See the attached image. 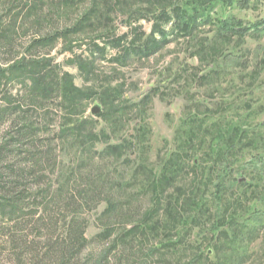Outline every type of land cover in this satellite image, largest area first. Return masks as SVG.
<instances>
[{"label":"rangeland","instance_id":"374dc122","mask_svg":"<svg viewBox=\"0 0 264 264\" xmlns=\"http://www.w3.org/2000/svg\"><path fill=\"white\" fill-rule=\"evenodd\" d=\"M57 2L0 0L1 22L20 13L12 48L5 50L0 45V63L30 52L50 61L48 67L58 78L71 76L77 88L122 87L126 101L121 106L114 101L113 106L101 109L100 115L90 113L93 106L99 105L97 101L88 103L83 116L91 120L97 136V141L88 146L81 144L83 139L76 141L77 136L63 139L59 135L61 114L51 98L40 108L33 107L26 100L27 89L20 80L3 86L0 109L15 105L20 108L8 112L0 122V149L4 147L0 151V194H21L23 208L31 210L33 216L20 220L16 230L13 223L4 222L8 236L15 238V246L8 244L6 236L1 237L0 264H159L157 257L144 260L148 251L140 248L157 242L151 237L140 244L137 240L117 239L151 207L153 177L162 171L172 149L190 135V162L195 159L196 180L202 179L196 187L209 200L210 211L214 210L210 194L213 196L215 191V175H221L225 166L231 170L225 185L231 178L235 184L223 191L222 200L235 195L243 199L240 215L244 221L234 222L218 240L226 242L231 233H236L233 246L240 249L216 253L210 248L209 256L214 261L217 254L231 264H264V32L222 40L216 25H208L191 38L169 37L166 45L146 59H129L123 65L112 61L116 51L110 47L103 55L96 54L94 60L87 39H78L71 49L57 41L46 48L26 51L31 41L74 23V12L70 13L68 7L55 10ZM25 3L39 9L26 13ZM121 13L113 11L108 38L98 39L95 44L104 47L107 40L129 31ZM263 16L264 3H253L246 10L232 8L226 14L244 27ZM132 24L146 34L150 31L148 19L135 17ZM79 60L82 66L94 62L90 75L86 74L89 69L77 64ZM26 85L29 87L28 81ZM4 96H9L12 105ZM194 115L205 118L204 122L197 123L196 118L190 125L187 119ZM234 123L245 129L241 146L220 151L221 145L230 143ZM140 132L144 133L143 139L136 137ZM212 139L218 142L213 143L216 147L211 151ZM123 140L130 144L121 157L101 153L108 144ZM189 181L184 175L175 186ZM107 201L114 205L110 213L104 212ZM213 219L205 215L196 219L195 227L199 225L203 232L188 221L176 246H217L205 231ZM105 229H111L108 239L102 237ZM77 235L82 236V243L74 246L71 240ZM178 254L185 256L183 260L177 259ZM191 255L190 249L166 254L171 264L187 263Z\"/></svg>","mask_w":264,"mask_h":264},{"label":"trees","instance_id":"16d2710c","mask_svg":"<svg viewBox=\"0 0 264 264\" xmlns=\"http://www.w3.org/2000/svg\"><path fill=\"white\" fill-rule=\"evenodd\" d=\"M10 1L20 3L23 0H6V3ZM37 1L40 2L41 0ZM253 3L263 4L264 0H58L54 9L66 10L68 7L70 13L74 12L73 14H75L74 23L60 32L31 41L26 51L46 48L57 41H62L67 46V49H71L78 39L80 41L87 39L91 43L90 52L94 60L97 59L96 56L99 57V54L103 55L106 47H110L116 51L112 61L123 65L129 59H146L166 45L169 42V37L176 39L191 38L200 28L208 25H216L220 34L219 38L222 40L233 36L244 37L250 32H264V16L245 27L239 21L229 20L226 17L228 10L232 8L246 10ZM23 7L27 8L25 12L29 14L36 11L37 8L39 9V6L35 4L28 6L25 3ZM7 11L10 13L12 10L9 9ZM113 11L122 12L121 14L125 15L129 31L119 38L107 40L104 44L105 46L100 47L95 42L98 39L108 38L107 36L113 24ZM19 15L20 13H14V17L8 22L0 21V45L5 50L12 48L18 36L17 19ZM135 17H138L139 20L148 19V22L151 23L150 31L147 34L139 27L133 26L132 23ZM81 61L79 60L77 64L82 68L89 69L86 74L90 75L89 71L93 69L94 62L88 61L86 65L82 66ZM49 64L50 61L45 58L32 56L30 52L19 58L9 60L5 64L0 63V91H3L5 84L20 80V83H23L27 89L26 100L33 107L40 108L43 102L51 98L61 114L59 135L63 139L77 136L76 141L83 139L81 144L91 146L92 141H97V136L93 133L91 120L83 116L88 103L95 100L103 110L106 106H113L114 101L119 102L121 106L126 101L125 97L122 96V87L97 88L89 86L77 88L73 84L71 76L64 74L61 78H58L57 74L49 69ZM26 81L29 82V87L26 85ZM7 97L9 96H4V100L8 105H12L13 101ZM19 108L20 106L15 105L0 109V122L8 112H15ZM103 110H101V113ZM107 112L105 111V113ZM191 118L187 119L190 121V125L197 121L196 118L199 119L197 123L204 122L205 119L198 118L195 115L191 116ZM25 128H28V124L25 125ZM138 130L141 131V128L139 127ZM244 130L238 123L232 124L230 143L225 146L221 145L220 147L223 148H220V151L227 152L234 148L235 145L241 146ZM136 137L143 139L144 133L140 132ZM192 137L191 135L186 137L167 155L162 171L153 177L150 184L151 188H153L151 207L143 213L137 223L128 229L124 228V232L117 240L122 242L127 239H130V241L137 240L140 244L143 241L149 242V237H151L153 242H157L149 247L140 246V248H147L148 253L144 254V260L157 257L159 264H171L166 254L174 251L177 254L187 249L192 250L189 261L181 263L180 261L185 256L181 257L178 254L177 259L180 261L175 264H231L230 262H225L224 257L220 259L217 254L213 257L215 258L213 261L208 252L210 248L216 253L221 251L236 252V250L240 249L241 246H233L237 238L236 233H231V237L226 242L219 243L218 240L224 236L226 229L233 225L234 222L239 224L244 221L245 218L243 219V215H240L242 214L240 211L242 210L243 199L239 195H235L225 201L222 200L223 191L235 184L234 179L231 178L228 184L225 185V178L231 176V170L225 166L222 170V176L220 174V176L217 175V173L215 175L216 183H213L215 191L212 193L213 196L210 194L213 198L211 206L214 207V210L210 211L209 200L204 196V192H200L199 187H196L202 179L196 180L197 167L194 162L195 159L192 164L190 162L193 159V154L190 150L192 149ZM217 142V139L211 140V151L216 147L213 143L217 144ZM129 144V140H123L119 144H108L101 150V153L106 156L119 158ZM2 149L4 147L0 151ZM207 170L211 172L212 168L209 167ZM6 173L8 172L6 171ZM13 173L14 171H11L10 175L13 176ZM184 175L190 178L189 183L184 186H175L177 179L184 177ZM2 178L0 174V180ZM203 180V182H206L204 178ZM244 193V191L241 192V194ZM113 210V203L107 201L104 212L110 213ZM30 212L31 210L23 208L21 194H0V239L6 236L8 244L15 246V238L13 235L8 236L7 231L9 228H6V230L8 229L7 231L5 230L4 222L13 223L16 230L20 220L33 216ZM160 214L162 217H160ZM204 215L205 217L212 216V218H215L205 231L217 241L218 245L204 247L176 246L177 241L185 234L188 221L194 225L195 229H198V232H203L199 225L195 227V222L197 218L204 217ZM162 218L165 220H162ZM205 220L207 219H204L203 222L206 223ZM110 235L111 229H105L102 233L104 239H108ZM72 239L74 240L69 238L74 246L82 243L81 235H77ZM141 264L148 263L143 262Z\"/></svg>","mask_w":264,"mask_h":264},{"label":"water","instance_id":"95a60500","mask_svg":"<svg viewBox=\"0 0 264 264\" xmlns=\"http://www.w3.org/2000/svg\"><path fill=\"white\" fill-rule=\"evenodd\" d=\"M100 112H101V108H100L99 105H95V106H93L92 109L90 110V113H91L92 115H97V114H99Z\"/></svg>","mask_w":264,"mask_h":264}]
</instances>
